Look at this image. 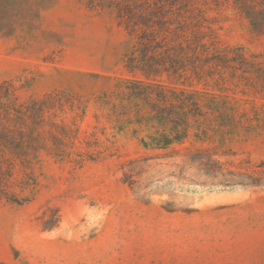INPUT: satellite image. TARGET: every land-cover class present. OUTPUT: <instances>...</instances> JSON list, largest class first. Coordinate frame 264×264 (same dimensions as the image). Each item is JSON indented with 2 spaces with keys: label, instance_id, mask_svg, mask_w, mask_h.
I'll return each mask as SVG.
<instances>
[{
  "label": "rangeland",
  "instance_id": "obj_1",
  "mask_svg": "<svg viewBox=\"0 0 264 264\" xmlns=\"http://www.w3.org/2000/svg\"><path fill=\"white\" fill-rule=\"evenodd\" d=\"M116 0H0V83L13 81L22 100L63 90L91 97L131 75L124 53L132 45L111 6ZM220 38L250 53L264 40L229 3L218 14ZM89 106L80 143L97 125ZM189 144L167 157L131 140L116 139L114 157L79 166L44 156L39 191L23 206L0 201V260L8 264H88L103 215L158 212L176 216L208 247L189 264H264V131L217 147L214 158L245 183H227L200 171ZM215 150V149H213ZM229 179V178H228ZM134 191V198H127ZM125 196V197H124ZM146 204L126 209L122 200ZM87 244V246H86ZM92 245V246H91ZM60 261V262H59Z\"/></svg>",
  "mask_w": 264,
  "mask_h": 264
},
{
  "label": "trees",
  "instance_id": "obj_2",
  "mask_svg": "<svg viewBox=\"0 0 264 264\" xmlns=\"http://www.w3.org/2000/svg\"><path fill=\"white\" fill-rule=\"evenodd\" d=\"M227 3L264 40V0H116L100 8L113 9L132 40L124 53L130 78L89 98L54 90L22 100L12 80L0 83V201L35 199L44 156L82 166L116 156L118 137L151 154L144 161L189 144L207 176L256 183L224 168L217 147L202 148L264 131V50L224 44L217 26ZM90 105L97 125L81 147Z\"/></svg>",
  "mask_w": 264,
  "mask_h": 264
},
{
  "label": "crops",
  "instance_id": "obj_3",
  "mask_svg": "<svg viewBox=\"0 0 264 264\" xmlns=\"http://www.w3.org/2000/svg\"><path fill=\"white\" fill-rule=\"evenodd\" d=\"M134 193L128 191L126 197L134 198ZM118 204L130 209L146 203L130 199ZM99 220L100 228L92 243L95 257L78 259L83 263L189 264L188 257H198L208 247L190 230H182L186 223L168 213L119 212Z\"/></svg>",
  "mask_w": 264,
  "mask_h": 264
}]
</instances>
